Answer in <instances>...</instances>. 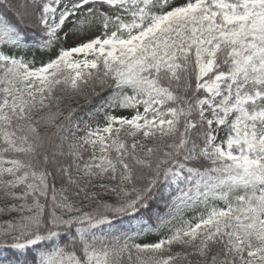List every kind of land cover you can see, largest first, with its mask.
<instances>
[{
  "label": "snow or ice",
  "instance_id": "obj_1",
  "mask_svg": "<svg viewBox=\"0 0 264 264\" xmlns=\"http://www.w3.org/2000/svg\"><path fill=\"white\" fill-rule=\"evenodd\" d=\"M0 264H264V0H0Z\"/></svg>",
  "mask_w": 264,
  "mask_h": 264
},
{
  "label": "trees",
  "instance_id": "obj_2",
  "mask_svg": "<svg viewBox=\"0 0 264 264\" xmlns=\"http://www.w3.org/2000/svg\"><path fill=\"white\" fill-rule=\"evenodd\" d=\"M80 103H81V105H83L84 104V101H81ZM72 107H77V105L76 104H73ZM79 115L83 116L84 115V112L81 111L79 113ZM156 239H157V235L156 234H149V235H146L145 237H141V242H153Z\"/></svg>",
  "mask_w": 264,
  "mask_h": 264
}]
</instances>
